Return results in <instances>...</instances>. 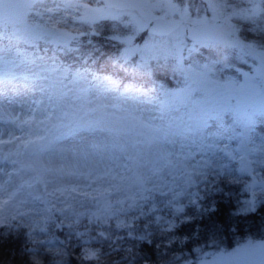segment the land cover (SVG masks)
Here are the masks:
<instances>
[{
    "label": "rangeland",
    "instance_id": "374dc122",
    "mask_svg": "<svg viewBox=\"0 0 264 264\" xmlns=\"http://www.w3.org/2000/svg\"><path fill=\"white\" fill-rule=\"evenodd\" d=\"M94 1L0 0V227L18 221L30 239L43 235L47 249L58 250L62 240L44 238L49 224L69 228L79 204L95 209L88 224L111 223L143 240L138 220L149 215L171 231L186 208L199 207L217 172L246 177L240 208L264 201V133L255 129L264 121V46L240 36L243 23L247 34L264 36L262 0H202L193 15L173 0ZM155 18L180 26L135 43ZM104 20L124 60L135 57L146 73L168 68L179 85L122 84L66 61ZM217 21L230 42L185 39V23ZM205 44L234 49V59H190ZM99 255L82 249L86 261ZM182 264H264V238Z\"/></svg>",
    "mask_w": 264,
    "mask_h": 264
},
{
    "label": "trees",
    "instance_id": "16d2710c",
    "mask_svg": "<svg viewBox=\"0 0 264 264\" xmlns=\"http://www.w3.org/2000/svg\"><path fill=\"white\" fill-rule=\"evenodd\" d=\"M224 1L242 5L244 0ZM173 2L187 6L191 15L204 4L202 0ZM261 7L264 15V0ZM247 24L249 23L241 25V38L254 39L264 46V36L257 37L246 33ZM110 29V21L104 20L101 31L90 35L88 43L84 40L85 44L79 45L74 53L67 54L64 59L68 62L73 60L76 67H88L97 74L112 75L122 84L139 83L146 88L157 86V83L162 88L179 85V79L168 68L156 65L150 73H146L135 67V57L130 61L124 60L121 43L114 44L108 38L112 34ZM118 31L122 35L128 33L129 29L119 28ZM147 36L142 31L134 42L139 44ZM234 51L221 45L205 44L190 59L208 61L209 58H217L221 61L226 54L234 55ZM232 55L228 57L229 61L232 60ZM255 129L257 135L264 133V121L259 122ZM246 183V177L217 172L209 184H206L199 207L186 208L180 216L182 219L178 221L179 224L171 231H161L153 226L149 215L138 220L135 227L147 234L143 240L128 237L127 229L118 231L111 223L107 226H101L99 222L88 224L86 216L93 214L95 209L79 204L75 207L77 220L69 228L55 229L49 224L48 236L44 238L62 240V246L59 245L58 250H48L47 242H41L43 235L36 240L30 239L23 224L7 221L0 227V264H182L189 260L194 261L197 255L218 247L231 250L246 241L264 238V201L250 210L240 208ZM110 212L113 215L109 217L113 219L117 211L110 209ZM163 213L169 215L166 211ZM70 228L72 231H69ZM99 230L106 231L107 238H99ZM172 238L173 243L166 245L165 242ZM86 246L99 249L98 260L86 261L82 258V249Z\"/></svg>",
    "mask_w": 264,
    "mask_h": 264
},
{
    "label": "water",
    "instance_id": "95a60500",
    "mask_svg": "<svg viewBox=\"0 0 264 264\" xmlns=\"http://www.w3.org/2000/svg\"><path fill=\"white\" fill-rule=\"evenodd\" d=\"M180 26L178 19L155 18L146 26V33L154 36H168ZM184 34L189 41H207L215 43L230 42L228 36L221 30L219 21L214 23H185Z\"/></svg>",
    "mask_w": 264,
    "mask_h": 264
}]
</instances>
